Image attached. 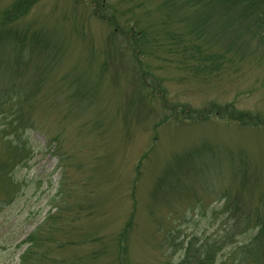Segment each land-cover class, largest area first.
I'll use <instances>...</instances> for the list:
<instances>
[{"label":"rangeland","instance_id":"1","mask_svg":"<svg viewBox=\"0 0 264 264\" xmlns=\"http://www.w3.org/2000/svg\"><path fill=\"white\" fill-rule=\"evenodd\" d=\"M248 21L211 0H0V264H183L190 242L188 264H254L264 37Z\"/></svg>","mask_w":264,"mask_h":264},{"label":"trees","instance_id":"2","mask_svg":"<svg viewBox=\"0 0 264 264\" xmlns=\"http://www.w3.org/2000/svg\"><path fill=\"white\" fill-rule=\"evenodd\" d=\"M190 1L193 4L196 5H200L201 3H203L205 0H187ZM213 2V4L218 5L219 7H223L224 9H227V11H233V12H237L239 15H244L246 18H248V22L249 24L254 27L257 31H259V34L264 37V0H211ZM9 38L12 42L15 41V35L11 32H5L4 34L0 33V39L2 38ZM32 41L34 43H40V39L37 37H33ZM185 157L182 159L181 157H179L177 159L178 162H180L181 164L188 165L190 164V166H192L194 160H199L200 158L202 159L204 156L197 151L196 154H188V155H184ZM201 161V160H199ZM188 168H190L188 166ZM187 168V169H188ZM193 171H197V170H193ZM181 174V173H180ZM178 180V182H183L182 178L176 177L174 179ZM264 236V224L260 225V229L257 232V235L253 238V241L251 243V248L252 250L250 251L251 253H255L254 255V264H264V255L259 257V252L256 254L255 251H257V245L262 243V239ZM34 238V235H30V237L28 238V242L32 241ZM203 246H206V249H208L207 244L205 243ZM191 242L189 243L188 248L186 249V258L183 261V264H188L191 261L192 258V250H191ZM197 251V250H195ZM194 253V251H193ZM211 258L210 256L205 253L203 255V257L200 258V256L198 257V264H204L205 262L209 261ZM246 259L245 256L242 257L241 261H244Z\"/></svg>","mask_w":264,"mask_h":264}]
</instances>
